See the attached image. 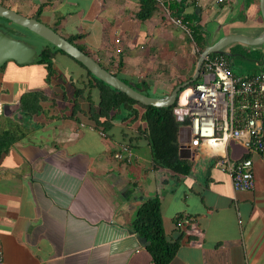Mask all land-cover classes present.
Instances as JSON below:
<instances>
[{
	"label": "crops",
	"instance_id": "1",
	"mask_svg": "<svg viewBox=\"0 0 264 264\" xmlns=\"http://www.w3.org/2000/svg\"><path fill=\"white\" fill-rule=\"evenodd\" d=\"M154 1L145 19L138 16L141 0L0 4L38 19L66 39L80 35L77 44L105 69L128 83L144 81L154 97H163L191 78L200 52L165 15V0ZM177 1L179 9L172 14L195 20L204 47L227 34L257 37L264 31L259 0ZM263 44L233 42L221 52L232 61L247 58L250 50L264 51ZM233 49L239 50L230 54ZM37 54L30 62L7 59L0 64V128L13 123L21 133L0 156L3 264H155L146 240L130 227L137 208L153 196L159 199L166 237L179 240L166 264H264V165L259 155L235 140L223 149L233 160H252L251 190H234L228 172L215 165L221 150L217 143L188 147L192 168L187 174L155 168L138 118L122 110L107 126L94 127L88 101L73 97L75 87L87 82L85 70L57 53L56 75L47 83ZM248 59L259 68L244 73L263 70V60ZM202 79L199 74L196 81ZM91 92L96 106L97 90ZM29 93L37 97L36 112L20 106ZM74 100L79 106L75 115ZM121 144L132 153L130 162L113 158ZM178 217L190 220L178 226Z\"/></svg>",
	"mask_w": 264,
	"mask_h": 264
},
{
	"label": "trees",
	"instance_id": "2",
	"mask_svg": "<svg viewBox=\"0 0 264 264\" xmlns=\"http://www.w3.org/2000/svg\"><path fill=\"white\" fill-rule=\"evenodd\" d=\"M155 3L154 0H141V8L138 13L139 18H147L154 9ZM165 4L174 14H176L180 6L177 0H165ZM183 20L190 29V40L194 43L197 51L201 52L204 48V38L200 27L192 17H183ZM78 38H80V35L75 34L68 37L67 40L85 52L84 48L75 41ZM236 50L239 49L231 50L230 54H234ZM237 52L243 55L242 51ZM57 53L66 54L48 41L38 51L36 61L45 65L47 70V83L50 82L51 77L56 75L54 59ZM247 53H255L258 55L262 52L250 50ZM73 60L76 61L74 58ZM76 62L85 70L87 82L83 83L80 87H75L73 97L75 99L81 97L88 101L90 105L88 115L92 119L94 127L98 128L99 125L107 126L109 124L108 120L113 118L115 112L127 110V115H134L143 126L142 132H144L149 142L153 166L155 168L168 169L170 172L176 174L189 173L192 168L191 161L178 156V129L181 125L188 124V119L186 117L183 120L177 119L174 112L177 101L165 107L142 104L130 98L124 92L116 91L113 87L91 74L80 62ZM112 73L120 78L118 72ZM121 80L135 90L145 95L153 96L144 81L128 83L124 79ZM91 88L97 90L95 96L96 106L93 103ZM20 106L26 113L36 112L39 108L37 97L31 93L23 95ZM73 107V115H75L79 111L76 100H74ZM20 134L13 123H8L7 126L0 128V156L10 148L20 137ZM159 205L157 196L146 198L137 208L130 227L135 233L146 240V249L152 261L155 264H166L175 255L179 246V240H170L166 237L163 230Z\"/></svg>",
	"mask_w": 264,
	"mask_h": 264
},
{
	"label": "built area",
	"instance_id": "3",
	"mask_svg": "<svg viewBox=\"0 0 264 264\" xmlns=\"http://www.w3.org/2000/svg\"><path fill=\"white\" fill-rule=\"evenodd\" d=\"M163 10L173 24L191 36L180 16L173 15L168 6H163ZM231 64L222 52L206 56L200 71L203 79L179 92L176 107L185 111L178 119H188V124H184L190 129L187 147L196 148L202 142L220 145L215 165L228 172L234 190H251L254 187L252 160L249 157L233 160L223 149L229 140H235L248 153L259 155L264 165V70L235 73ZM99 133L104 134L102 130ZM131 155L127 146L121 144L113 158L130 162ZM189 220L178 217L176 224L181 226ZM0 264H3L1 256Z\"/></svg>",
	"mask_w": 264,
	"mask_h": 264
},
{
	"label": "water",
	"instance_id": "4",
	"mask_svg": "<svg viewBox=\"0 0 264 264\" xmlns=\"http://www.w3.org/2000/svg\"><path fill=\"white\" fill-rule=\"evenodd\" d=\"M260 12L264 21V0H259ZM10 23L21 26L32 33L42 37L46 41L52 43L54 46L58 47L66 54L74 58L76 61L80 62L91 74L96 78L102 80L106 84L113 87L116 91L124 92L130 98L145 104L152 105L156 107H165L172 105L176 100L179 92L186 87L188 84L195 82L198 75L200 74V68L202 66L203 60L206 56L213 53H220L221 49L230 43L240 42L247 45H260L264 43V31L260 36L257 37H246L239 34H227L220 37L214 43L206 45L204 49L200 52L194 74L190 79L176 85L167 95L163 97H154L145 95L133 87L122 81L119 77L114 75L109 70L101 66L94 58L88 55L86 52L82 51L75 44L69 42L66 38L61 36L51 27L45 25L36 18L24 16L17 13L16 11L5 7L0 4V64L7 59H13L18 63H25L32 61L33 57L36 55V50L31 45L22 41L21 39L14 38L8 35L19 34L18 30H14ZM4 114H7L4 108ZM174 112L178 118L181 117L185 111L178 107L174 108ZM190 139V129L186 125H181L178 129V141L180 142V147L178 149V156L180 158L190 159L191 151L187 147V143Z\"/></svg>",
	"mask_w": 264,
	"mask_h": 264
},
{
	"label": "rangeland",
	"instance_id": "5",
	"mask_svg": "<svg viewBox=\"0 0 264 264\" xmlns=\"http://www.w3.org/2000/svg\"><path fill=\"white\" fill-rule=\"evenodd\" d=\"M8 24H10L14 30H18V32H19V34H16V35L11 34V33H8V35L11 37H14V38L21 39L22 41L32 45L36 49V53H38L41 46H43L46 43L45 39L36 35L35 33H32L31 31H29V30H27L21 26H18L16 24L10 23V22H8ZM191 44H192L194 51H195L196 47H195L194 43L192 42ZM263 47H264V44H263ZM261 52L263 54L261 53V54L256 55L255 53H253L252 55H249L247 58H241V57L240 58L239 57L232 58V64H231L232 70L235 73H238V72L244 73V72H251L253 70L258 69L259 66L255 65L254 62H252L251 60L248 59V58L255 59L256 57L259 60H263V63L261 66H262V68H264V51H261ZM196 54H197V52H196Z\"/></svg>",
	"mask_w": 264,
	"mask_h": 264
}]
</instances>
